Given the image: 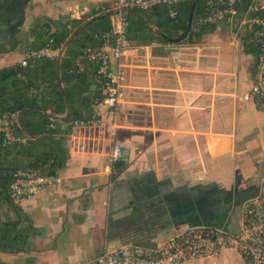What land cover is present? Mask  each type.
<instances>
[{"label":"crops","instance_id":"crops-1","mask_svg":"<svg viewBox=\"0 0 264 264\" xmlns=\"http://www.w3.org/2000/svg\"><path fill=\"white\" fill-rule=\"evenodd\" d=\"M112 1L0 0V70L18 65L26 48L40 47L50 34L69 36L58 61L68 66L57 69L65 98L42 92V85L37 92L52 68L48 59L30 63L31 91L49 107L26 111L23 148L7 154L21 165L31 153L56 148L65 157L56 171L60 182L13 200L35 232L26 250H0V264H93L104 248H155L188 227L235 234L243 201L263 193L264 105L243 96L257 54L248 14L216 23L190 43L166 18L149 13L150 30L129 37L137 52L127 56L123 110L112 122L95 102L102 97L96 63L68 73L83 47L76 27L105 14ZM249 10H264V0H253ZM102 26L95 20L90 31ZM93 114L105 123L71 129L74 118ZM115 145L123 155L111 163ZM239 263L238 253L223 249L186 264Z\"/></svg>","mask_w":264,"mask_h":264},{"label":"built area","instance_id":"built-area-1","mask_svg":"<svg viewBox=\"0 0 264 264\" xmlns=\"http://www.w3.org/2000/svg\"><path fill=\"white\" fill-rule=\"evenodd\" d=\"M190 0H113L110 7L102 11L110 13L111 26L94 33L100 42L96 47L85 46L73 59L68 73L80 74L87 68V63H96V77L100 83L102 97L95 99L108 110L112 122L118 120L123 110L122 82L126 75L127 56L137 52V47L128 35V13L133 10L150 11L156 7H168L169 16L177 15L175 7ZM238 0H204V12L198 18L202 25L216 24L221 21L231 22L237 15ZM252 28L257 54L252 67V83L243 95L254 96L264 105V17L253 16L245 20ZM64 43H57L54 37L37 48H26L19 65L41 59H59L64 52ZM106 119L96 114L87 118H74L71 129L100 126ZM18 114L6 112L0 115V134L8 143H22L25 139L16 133ZM49 128H54L49 123ZM122 149L115 145L109 155L111 163L122 157ZM60 182L57 174L39 173L30 169H18L13 173L8 186L12 199L37 195L47 186ZM226 249L240 255L239 264H264V184L263 193L248 198L241 204L240 227L235 234L221 235L210 226L188 227L171 236L162 245L147 248L123 245L115 249L100 251L93 264H186L198 259L216 255Z\"/></svg>","mask_w":264,"mask_h":264},{"label":"trees","instance_id":"trees-1","mask_svg":"<svg viewBox=\"0 0 264 264\" xmlns=\"http://www.w3.org/2000/svg\"><path fill=\"white\" fill-rule=\"evenodd\" d=\"M192 1L186 2L184 13H178L174 18L169 16V12L164 6L156 7L148 12L139 10L131 11L129 14L131 16V18L129 17V37H134L136 30H150L149 25L146 24L147 16L150 13L163 16L166 18V23L172 27H176L178 32L177 38L180 41L185 40L190 43L199 42L206 32H210L213 29L214 24L202 25L198 22V18L203 14L204 3V0H199L194 9L191 26L187 31V20ZM252 3L253 0H238V13H246L249 17H264V10H256L250 13L249 9ZM133 13L140 26L138 24L134 25ZM95 20H102L103 26L100 30L90 31L91 25ZM110 26L111 15L110 13H105L96 19L82 24L81 27L80 25L77 26L76 29L78 30L75 33V38L83 40L82 49L85 46L96 47L100 42L94 37V33L109 29ZM48 37H54L57 43L63 42L64 46L69 38L67 33L63 32L60 34L53 33ZM68 45L64 47L63 55L59 59L51 60L52 62L49 61L50 59L47 60V64L52 68V73L46 77H42V80L37 85L29 76L28 67H22L18 64L0 70V115L6 112H16L18 114V124L15 128L18 135L27 126L22 118L26 111L46 110L49 107V103L44 104L43 98L39 99L36 94L32 93L31 90L35 85L37 92H40L38 88L42 85V92L46 91L50 95L55 94L59 99L65 98L66 91L60 86L57 69L59 68L61 71L63 66H68L64 64L63 59L59 63V60L62 57L64 58V55L68 53ZM42 95L45 96V94ZM18 146L20 149L23 148L19 143H8L3 135L0 134V250L9 253L26 250L28 239L35 232L30 218L14 203V199L9 196L8 186L12 180L13 173L18 169H30L39 173L56 174V171L64 165L65 161V157L60 155L56 148L49 146L37 153H31L26 162L20 165L16 160L7 158V154Z\"/></svg>","mask_w":264,"mask_h":264},{"label":"water","instance_id":"water-1","mask_svg":"<svg viewBox=\"0 0 264 264\" xmlns=\"http://www.w3.org/2000/svg\"><path fill=\"white\" fill-rule=\"evenodd\" d=\"M198 1L199 0H193L191 3V8H190V12H189L188 20H187V31L189 30V28L191 26L194 9H195V6L198 3Z\"/></svg>","mask_w":264,"mask_h":264}]
</instances>
